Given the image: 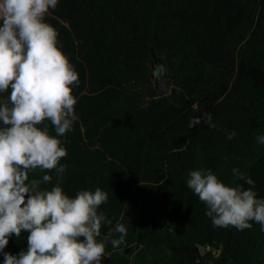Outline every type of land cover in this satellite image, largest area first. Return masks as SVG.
<instances>
[{
    "label": "trees",
    "instance_id": "1",
    "mask_svg": "<svg viewBox=\"0 0 264 264\" xmlns=\"http://www.w3.org/2000/svg\"><path fill=\"white\" fill-rule=\"evenodd\" d=\"M46 20L81 83L79 120L61 137L65 173L41 187L108 192L99 211L127 235L102 264H264L261 226L215 227L186 185L191 170L210 169L247 189L239 168L264 198V0H59ZM154 53L188 95H160ZM205 113L217 128L188 126ZM27 236L4 251L26 250Z\"/></svg>",
    "mask_w": 264,
    "mask_h": 264
},
{
    "label": "clouds",
    "instance_id": "2",
    "mask_svg": "<svg viewBox=\"0 0 264 264\" xmlns=\"http://www.w3.org/2000/svg\"><path fill=\"white\" fill-rule=\"evenodd\" d=\"M59 0H0V254L4 264H102L110 256L107 245L125 242L127 227L113 221L100 207L109 199L97 187L70 197L58 182L42 188L53 177L62 179L68 155L64 141L79 120V73L59 47V33L46 17ZM204 123L217 128L212 115L193 117L189 127ZM49 125L54 130L51 134ZM236 132L226 133L233 139ZM264 144V134L256 137ZM39 170L40 178L30 173ZM242 184H227L210 169L191 170L186 185L206 207L218 228L264 230V198L255 181L239 168L232 169ZM102 227L107 233L102 236ZM27 232L26 250L5 252L10 238ZM118 234V238H115Z\"/></svg>",
    "mask_w": 264,
    "mask_h": 264
},
{
    "label": "water",
    "instance_id": "3",
    "mask_svg": "<svg viewBox=\"0 0 264 264\" xmlns=\"http://www.w3.org/2000/svg\"><path fill=\"white\" fill-rule=\"evenodd\" d=\"M153 76L157 85V90L160 95H165L168 92V85L171 82L170 77L166 73V68L163 62L158 58L157 54H153ZM158 70V72H156Z\"/></svg>",
    "mask_w": 264,
    "mask_h": 264
},
{
    "label": "rangeland",
    "instance_id": "4",
    "mask_svg": "<svg viewBox=\"0 0 264 264\" xmlns=\"http://www.w3.org/2000/svg\"><path fill=\"white\" fill-rule=\"evenodd\" d=\"M156 72H158V70H156ZM181 90H183L184 94L188 95V93H190V90H188L187 88H179V86L173 84V82L171 81L170 84L168 85V93L169 94H174L175 92L180 93Z\"/></svg>",
    "mask_w": 264,
    "mask_h": 264
}]
</instances>
